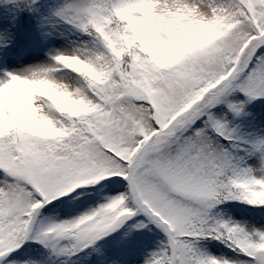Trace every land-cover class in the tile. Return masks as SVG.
<instances>
[{"label":"snow or ice","instance_id":"1","mask_svg":"<svg viewBox=\"0 0 264 264\" xmlns=\"http://www.w3.org/2000/svg\"><path fill=\"white\" fill-rule=\"evenodd\" d=\"M0 264H264V0H0Z\"/></svg>","mask_w":264,"mask_h":264}]
</instances>
